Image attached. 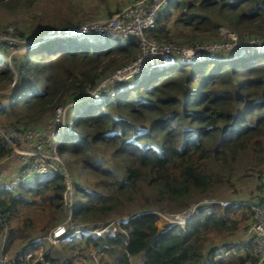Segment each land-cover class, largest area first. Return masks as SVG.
Here are the masks:
<instances>
[{"label":"trees","instance_id":"obj_1","mask_svg":"<svg viewBox=\"0 0 264 264\" xmlns=\"http://www.w3.org/2000/svg\"><path fill=\"white\" fill-rule=\"evenodd\" d=\"M71 1L59 0L58 8L57 0H0V13L15 17L35 11L37 31L63 32L79 21ZM175 15V23L191 32V40H217L223 26L264 39V0H174L146 39L172 42L167 20ZM98 35L89 39L52 32L21 57H12L11 64L7 58L12 45L0 40V88L17 81L7 102L0 104V117L10 128L32 129L30 123L53 114L68 99L85 96L106 73L141 52L137 38L115 41ZM19 37L26 34L19 32ZM83 106L73 110L75 118L67 121L69 129L58 146L80 169L83 184L72 176L80 204L71 219L82 224L128 220L112 236L63 242L62 252L45 250L50 264L79 263L92 251L99 264H132L137 259L136 264L255 263L245 253L217 259L211 255L215 242L248 228L246 205L202 206L184 225L163 231L156 222L158 213L177 215L233 189L235 176L264 164V50L157 70L122 93ZM10 154L0 142V158ZM34 179L15 190L0 188V251L13 262L25 244L58 225L65 211L62 177L51 172ZM263 186L258 185L249 202L259 197ZM21 208L35 211L14 226ZM225 244L227 250L244 248V243Z\"/></svg>","mask_w":264,"mask_h":264},{"label":"built area","instance_id":"obj_2","mask_svg":"<svg viewBox=\"0 0 264 264\" xmlns=\"http://www.w3.org/2000/svg\"><path fill=\"white\" fill-rule=\"evenodd\" d=\"M170 3L171 0H137L121 9L113 17L97 25V29H94V32H99L112 40L127 41L130 38H137L141 43V52L132 61L118 68L115 76L122 78L124 74H127L125 79L133 78L135 82L132 85H134L140 77L153 73L154 67H156L155 71H157L201 61L198 56L200 50H204L205 47L200 46V44L193 45L188 51L178 47V45L176 46L175 43L161 44L146 41L145 32L155 28L161 11ZM147 57L151 58V60H145ZM126 70H128V73H125ZM57 112L55 115L56 120L62 115ZM46 134L31 129L19 131L12 128L0 131V142L14 149L13 153L11 150L12 155L20 154L22 156L20 158L22 165L17 172L15 180L11 183L4 182L0 184V188L14 189L30 178L56 172L63 179L62 201L68 213V219H65L64 223L56 225L45 236L37 237L31 243L25 244L20 249L21 255L16 262L11 261L7 255L0 251V264H50L45 256V249L41 242L46 241L53 246H57L62 242L82 239L83 237L112 236L120 225L128 220V218H122L113 219L106 223L96 222L89 224H76L73 222L71 216L75 210V188L70 174L64 168L61 160L55 156V151L58 149L64 133L55 134L52 132L48 136ZM14 143L21 148H15ZM29 152L32 153L28 154ZM234 203L248 206L251 215L250 224L242 235L243 252L255 260L254 264H262L264 261V186L259 197L248 204L239 201H218L213 197L204 198L199 203L190 205L180 215H177L178 222L176 223L184 225L202 206L218 205L225 208ZM97 256L96 252H89L88 261L85 260L82 264H99V260L96 259Z\"/></svg>","mask_w":264,"mask_h":264},{"label":"rangeland","instance_id":"obj_3","mask_svg":"<svg viewBox=\"0 0 264 264\" xmlns=\"http://www.w3.org/2000/svg\"><path fill=\"white\" fill-rule=\"evenodd\" d=\"M58 2L54 5L55 7H61V4ZM137 0H72L70 3L75 10V12L78 14L77 21V27L74 29H67L63 32L61 31H49V32H39L37 31L36 24L32 20V16L35 13V11L28 13H18L15 17H8L3 12L0 13V40H7L11 43L12 46L9 47V53L7 61L9 64H11V58L12 57H21L28 48H31L33 44H36V40L40 38H44L45 35H52V32H55L57 35H68V36H83L87 35L89 39H96L99 37V32H94V29L96 30L97 25L106 21L107 19L113 17L120 9H123L130 4L136 2ZM172 3L174 0L171 1ZM111 12V15L108 13ZM37 13V12H36ZM35 15V14H34ZM178 15L171 16L167 20V27L170 32L171 40L170 43H175L178 47L187 49L190 51V48L193 47L195 44H200V46L205 47L204 50H200V54L198 56L199 60H211V59H226L231 57H239L240 55H246L248 53H251L253 50L262 52L264 50V39H257L252 38L253 36H250L248 33H234L230 31L227 27H220L219 28V34L216 37L217 40H212L213 38H205L203 36L196 37L197 39L191 40V32L189 30L185 29L184 27L177 25L175 23L176 18ZM93 27V28H92ZM92 28V29H91ZM5 31H7L5 33ZM19 32L25 33V38L19 37ZM147 31L145 32V34ZM102 37L105 35H101ZM146 38V37H145ZM208 40L209 42L205 41ZM148 39H146L147 41ZM116 41V40H115ZM151 41V40H148ZM197 41H200L197 42ZM152 43L154 41H151ZM16 44V47L13 45ZM167 44V43H166ZM187 51V52H188ZM186 52V54H187ZM183 55L182 53H179ZM159 56V54H157ZM179 57V56H177ZM145 60L150 61L151 58L147 57ZM117 71V70H116ZM116 71H111L106 73L96 84L94 88H91L87 91V94L81 98L78 99H68L66 104L62 106H58L55 109V112L53 114H49L37 122L30 123V127H32L31 130H35L40 133H47L46 135H50L52 132L55 134L65 133L68 131L70 124H68V120H73V110L75 108H81L86 107L89 103H99L100 101L107 99L117 93H122L125 89L130 88V86L133 84L134 79L127 78V74H124V77H117L115 76ZM125 73H128V70L125 71ZM146 76V75H145ZM118 78V79H117ZM114 79V80H112ZM116 80V81H115ZM19 87V86H18ZM17 88V81H14L13 84L9 85L6 88H0V104H4L7 102L9 95L13 89ZM56 111L57 113L62 114L58 120H56ZM0 121L2 123V126H0V131L12 129L9 125L10 122L6 120L3 117H0ZM1 125V124H0ZM20 126V125H19ZM35 128V129H34ZM46 137V136H45ZM46 143V141H45ZM45 145V144H44ZM14 147L18 148L20 147L18 144L14 143ZM21 148V147H20ZM11 149V148H10ZM12 153L14 149L12 148ZM17 150V149H15ZM32 152H29L28 154H31ZM55 156L61 160L63 163L64 168L68 171L71 178L72 176L77 181L79 185L82 184L81 180V174L80 169L75 167L72 162L70 161V158L67 154L59 153V150L56 149ZM22 156L20 154H10L8 157L0 158V184L2 183H11L15 180V177L17 175L18 170L21 167L22 160L20 159ZM258 174L262 176L261 181L264 179V164L257 168L256 170L248 173V174H241L238 176H235L234 181V188L226 191L222 194L213 195V198L217 199L218 201H229V199H235L239 200L243 203L248 204L251 198H253L257 192L258 185H260L264 181L258 180ZM34 178H30L26 180L24 185H31L34 182ZM73 181V180H72ZM22 183V185H23ZM17 189L14 188V190ZM202 201V200H201ZM78 204H80L79 196L75 193V202H74V208L78 207ZM34 209H27V208H21L18 218L13 220L14 226L22 221L24 217H28L34 213ZM180 215V214H177ZM177 215H171V214H164V213H158V220L156 222L157 228L160 231H163L167 229L169 226H173L174 224H177L178 217ZM126 217H120L117 219H122ZM65 219H68V213L65 210L63 212L62 221L59 223H64ZM76 224H82L77 223ZM169 225L168 227H166ZM179 225V224H177ZM243 233L236 235L234 237L228 238L227 240H222L215 242V244L211 245L215 246L216 251L212 253V257L215 259L220 258L221 256H225L229 258L232 253L236 254H244V252H240L239 250L231 249L227 250L225 246H222L223 244H237L240 246L243 242L242 239ZM5 236L2 239V244L5 243L6 237ZM63 243V242H62ZM225 244V245H226ZM41 245L44 247L45 250L52 249L51 251L54 253V251L62 252V245L58 244L57 246L50 247L48 242L43 241L41 242ZM76 251L73 255L76 257L77 255ZM94 254V253H92ZM78 259V258H75ZM98 256H97V258ZM85 261V260H83ZM82 262H76L75 264H82ZM88 261V259H86ZM135 261L132 260V264H136ZM264 264V261L262 262Z\"/></svg>","mask_w":264,"mask_h":264},{"label":"water","instance_id":"obj_4","mask_svg":"<svg viewBox=\"0 0 264 264\" xmlns=\"http://www.w3.org/2000/svg\"><path fill=\"white\" fill-rule=\"evenodd\" d=\"M155 70H156V67H154L153 73L156 72ZM174 225H176V224H174ZM168 226H169V225H167L166 227H168ZM169 227H171V226H169ZM169 227H168V228H169Z\"/></svg>","mask_w":264,"mask_h":264},{"label":"bare ground","instance_id":"obj_5","mask_svg":"<svg viewBox=\"0 0 264 264\" xmlns=\"http://www.w3.org/2000/svg\"><path fill=\"white\" fill-rule=\"evenodd\" d=\"M75 118V117H74ZM74 118H73V120H74Z\"/></svg>","mask_w":264,"mask_h":264}]
</instances>
